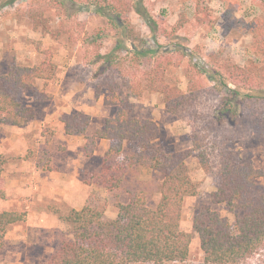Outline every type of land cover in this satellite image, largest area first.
Masks as SVG:
<instances>
[{
  "label": "rangeland",
  "instance_id": "374dc122",
  "mask_svg": "<svg viewBox=\"0 0 264 264\" xmlns=\"http://www.w3.org/2000/svg\"><path fill=\"white\" fill-rule=\"evenodd\" d=\"M89 1L69 0L68 8L61 9L54 8L53 0H0V74L13 63L38 64L45 58L40 51H49L55 63L54 77L38 80L36 87L51 93L52 98L38 99L33 90H23L20 95L23 105L41 114L42 108L52 109L63 104L65 100L61 95L70 101L80 96L88 101V98L93 100L95 89H98L97 107L105 114L102 107L106 108L103 98L109 91L107 83H116L122 88L123 96L128 95L134 104L132 115L151 119L157 126L153 144L162 146L170 155L191 149L185 164L197 193L183 198L179 227L189 233L191 239L186 258L169 264H203L198 234L192 228L199 208L209 204L220 216L228 217L232 225L235 214H241V211H228L223 203L211 200L210 195L217 187L220 153L239 152L242 161L250 160L264 171V55L252 48L253 36L246 27L252 19L264 20V0H143L156 21L154 31L132 10V0H126L130 5L127 18L139 38L118 44L115 38L105 37L98 50L89 41L99 29L108 30L110 25L104 15L90 7ZM177 24L182 27L174 30ZM167 45L171 49L166 55ZM142 46L156 48L158 58L172 56L165 60L162 77L174 95L182 93L181 103L173 111L166 112L165 95L152 90L154 86L146 87L145 72L150 69L151 59L136 58L132 54L135 48ZM181 51L186 56L182 57ZM98 52L117 58L112 66L101 64L95 58ZM194 62L200 65L192 68ZM224 63L246 66L254 71L250 77L256 73L257 79H235L223 68ZM201 65H206L211 72L224 70L226 84L218 77L213 78ZM103 81L106 83L102 84ZM87 90L89 96L83 95ZM108 107L113 116L116 108ZM95 112L100 115L99 110ZM49 121L50 118L47 123ZM99 123L103 125L104 121ZM99 123L93 120L90 129L94 130ZM38 134L47 141V148L42 144L35 149V153L41 151L44 166H50L52 161L55 166L64 168L67 141L62 138L61 131L56 132L50 123L42 125L41 130L33 128L32 133L27 134V141H35ZM128 147L125 144V153L129 152ZM43 149L47 153H43ZM27 153L31 155L34 151L31 148ZM100 164L97 157L87 162L94 171ZM133 171L116 190L109 191L100 182L99 185L94 182L93 188L83 192L79 189L69 200L56 193L48 196L45 190L36 204L24 201L20 208L13 204L11 210H25L29 217L10 227L0 249V264H47L59 243L72 238L71 227L60 218L70 209L78 210L84 204H105L104 218L111 219L117 214L116 204L128 202L133 191L144 192L147 206L154 208L160 199L164 172L158 168ZM80 176L86 183L90 178L84 171ZM256 182L264 188V175ZM73 200L74 208L71 206ZM243 264H264V247Z\"/></svg>",
  "mask_w": 264,
  "mask_h": 264
},
{
  "label": "trees",
  "instance_id": "16d2710c",
  "mask_svg": "<svg viewBox=\"0 0 264 264\" xmlns=\"http://www.w3.org/2000/svg\"><path fill=\"white\" fill-rule=\"evenodd\" d=\"M69 0H53L54 8L66 9ZM90 7L104 15L110 28L99 29L92 35L90 43L97 50L105 37H113L118 44L126 40L139 38L134 25L128 20L129 6L126 0H90ZM153 29L156 21L147 10L143 0H132L130 6ZM252 33V48L264 55V20L252 19L246 23ZM182 24L174 25L179 30ZM85 41L87 39H84ZM175 44V43H174ZM170 45L165 48L169 54ZM45 58L38 64L21 65L13 63L9 69L0 74V123L22 127L32 117L33 109L22 104L20 95L23 90H33L38 99H50L51 93L38 90V80L54 77L55 63L49 51H40ZM134 57L151 59L150 69L145 72L148 83L166 99V112L173 111L181 103L179 91L174 95L163 82L165 59L158 58V50L149 46L135 48ZM181 55L186 53L181 51ZM156 56V57H155ZM96 61L112 66L116 56L108 53H96ZM197 62V61H196ZM251 62V61H250ZM193 63L192 68H197ZM223 68L235 79L256 80L257 74L246 66L235 63H224ZM213 78H220L226 84L224 70L209 71ZM225 70V72H226ZM254 70V69H253ZM223 72V73H222ZM257 72V71H256ZM191 78V74L187 73ZM106 82L103 81L102 84ZM108 94L103 101L116 108L111 117L104 120L101 128L91 134L86 130L90 117L84 112L66 113L60 116L66 134L84 136L82 146L84 156L93 154L96 139L106 138L110 141L102 158L99 171L91 177L98 180L109 190H116L127 175L140 168H158L164 172L160 185V199L154 208L147 206L146 195L142 191H133L126 203L116 204L117 214L114 218L105 219V204H84L80 209H70L60 218L71 227L72 238L62 240L50 255L47 264H169L182 261L188 254L191 236L180 230V215L183 198L197 193V186L191 180L185 158L191 149L180 154H167L163 147L152 143L157 135V126L148 118L132 115L134 104L128 95L123 96L122 88L116 83H107ZM96 88V87H95ZM95 95H99L95 89ZM173 106L174 108H171ZM128 144L129 152H124ZM46 153V152H44ZM8 157L0 155V173ZM40 165H42L41 161ZM45 170L51 169L44 166ZM264 171L256 168L250 160L242 161L239 152L220 153L216 171V190L211 193V200L223 203L228 211H241L235 214L232 225L226 216H220L203 204L192 220V228L198 234L200 248L203 252V264H243V262L264 247V188L256 180ZM5 191L0 177V198L4 199ZM25 210H4L0 212V249L4 246L5 234L14 224L24 222Z\"/></svg>",
  "mask_w": 264,
  "mask_h": 264
},
{
  "label": "crops",
  "instance_id": "0c3cea01",
  "mask_svg": "<svg viewBox=\"0 0 264 264\" xmlns=\"http://www.w3.org/2000/svg\"><path fill=\"white\" fill-rule=\"evenodd\" d=\"M88 91L89 90L83 92V95L87 94V96H89L90 91ZM61 96L65 100L63 104L53 106L52 109L42 108V111H39L41 114H37V110L33 109V117L22 127L0 123V129H2V133L0 134V155L8 157V161L3 165L0 173L6 196L4 199L0 198V212L11 210L10 207L13 204H16L17 208H20L24 201L28 202L27 204H36L41 201L45 190L48 191V196H54L56 193L69 200V197H73L74 192L77 191L79 193V189H81L82 192L84 189L88 191L89 188H93L94 182L99 185V181L96 179L94 181L91 177L94 170L90 169L87 162L93 157L100 158L101 164L99 166L100 168L97 170L99 171L102 166L103 155L108 149L110 141L106 138H97L93 154L91 156H84L82 153V146L85 142L84 136L66 134L64 132L63 123L60 121V116L66 113H75L77 111L84 112L90 117L86 133L91 134L95 129L103 126L99 123L100 120L104 121L105 118L111 117L109 109H107L109 108L108 106L111 105H107L103 102V105L106 106V108L102 107L105 112L104 114L101 109L97 107L98 100L95 98L96 95H93V100L88 98V101H85L82 96L77 97L78 100L74 99V101L65 99L66 97L63 95ZM94 106L96 107L95 109ZM95 110H99L100 115H98ZM42 117H44L43 120ZM48 118H50V121L47 123ZM93 120H97L99 124H96V127L94 130L92 129V131L90 128H92ZM49 123L53 125L56 132L61 131L63 134L62 138L67 141L66 148L64 149L63 147V149L67 151L64 168L55 166V164H52V161L50 163L51 169L45 170L43 168L44 159L42 158L41 151L37 150L35 153V149L40 148L42 144L44 147L47 146V141H44L45 139L40 136L41 134L37 135L35 141H27V134H31L33 128L41 130L42 125ZM30 145L34 153L28 155L27 151L31 149ZM42 152L47 153V150L43 149ZM39 161H41L42 165H40ZM81 171H84L85 174H89L90 178L87 183L82 180L80 176ZM83 203H85V201L80 205H83ZM71 206L74 208V200L71 202ZM27 216L29 217V212ZM48 216L49 215H46V217ZM28 217L26 219H28ZM38 217L42 220L40 214H38ZM21 223L14 224L11 227H15ZM9 229L5 234V240Z\"/></svg>",
  "mask_w": 264,
  "mask_h": 264
}]
</instances>
